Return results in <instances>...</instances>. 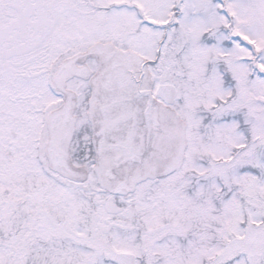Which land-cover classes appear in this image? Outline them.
Wrapping results in <instances>:
<instances>
[{"label": "snow or ice", "instance_id": "1", "mask_svg": "<svg viewBox=\"0 0 264 264\" xmlns=\"http://www.w3.org/2000/svg\"><path fill=\"white\" fill-rule=\"evenodd\" d=\"M0 264H264V0H0Z\"/></svg>", "mask_w": 264, "mask_h": 264}]
</instances>
